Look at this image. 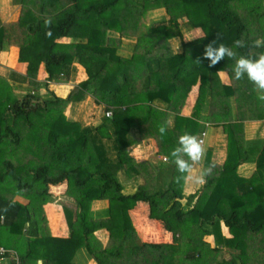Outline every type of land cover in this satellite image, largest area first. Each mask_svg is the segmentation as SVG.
<instances>
[{"label":"trees","instance_id":"16d2710c","mask_svg":"<svg viewBox=\"0 0 264 264\" xmlns=\"http://www.w3.org/2000/svg\"><path fill=\"white\" fill-rule=\"evenodd\" d=\"M12 3L20 12L16 23L0 25V53L6 45L17 48L18 62L26 64L24 83L29 91L21 99L15 98L11 84L0 77V93H4L0 94V145L6 146L5 152H12L6 157L0 148V188L7 194L0 195V246L16 251L21 264H74L73 257L81 248L96 264H264V145L256 159L255 174L243 178L237 173L253 151L247 152L243 146L242 122L247 115L264 118V102L253 103L256 114L247 108L237 110L234 123L226 124L231 121V114L226 117L227 99L240 91L241 96L247 92L257 98V94L246 78L241 79L246 82L244 87L234 78L230 85L221 83L216 73L225 70L231 76L232 60L226 58L209 68L208 61L202 59L204 47L214 40L230 48L236 40H243L246 46L234 49L237 57L255 59L264 52V45L255 46L257 40L264 39V2ZM155 10L166 18L149 25L152 37L136 35L137 22ZM47 20L51 23L46 24ZM195 28L204 36L184 41V33ZM173 38L178 40V49L170 41ZM121 49L128 56L118 54ZM41 66L46 81L68 83L75 67L83 68L84 79L73 86L66 99L55 96L43 102L35 95ZM195 86L198 91L191 117H183L182 108ZM88 97L112 116L104 115L99 123L84 127L51 110L54 104L73 105ZM206 99L210 113L204 119L226 126L230 138L223 164L207 161V169L212 171L194 207L183 210L184 181L176 182L178 173L170 159L153 168L152 191L144 184L131 194L123 193V186L140 175L139 168L149 174L145 163H135L128 148L151 137L159 155L166 158L180 135L200 132L198 120ZM165 123L167 133L161 137L157 128ZM25 135L34 138L33 147ZM19 148L34 154L33 158L15 156ZM111 151L114 155L109 156ZM61 185L66 186L65 196L71 201L70 207L63 206L70 233L67 239L50 235L43 209L53 198L50 188ZM196 193L186 198L185 205ZM100 202L106 204L104 217H99L103 211ZM139 202L147 205L148 220L162 223L167 242L140 239L132 222V211ZM220 222L228 228L230 238L220 234ZM102 229L108 233L104 247L94 236ZM208 235L215 239L214 248L204 241ZM224 248L234 253L228 261L218 260Z\"/></svg>","mask_w":264,"mask_h":264},{"label":"crops","instance_id":"0c3cea01","mask_svg":"<svg viewBox=\"0 0 264 264\" xmlns=\"http://www.w3.org/2000/svg\"><path fill=\"white\" fill-rule=\"evenodd\" d=\"M5 1L10 3L11 0H5ZM0 3H1L0 8L7 7V5H5V3H2L1 0H0ZM18 7L19 6H16L15 9L12 10L13 12L11 14V18L13 17L15 11H18ZM160 16L163 17L162 14H160ZM8 21H9V19H5L4 16H0V24H2L4 22H8ZM151 23H153V22H151ZM191 32H195L198 37H196V38L191 37V34H190ZM186 36H188L190 39H187ZM202 36H204L203 31L201 29L195 28V29H192V30L186 32V34L183 35V40L189 41V40H191V38L197 39V38H200ZM172 40H173V42L171 41L172 45H175V49H178L177 38L175 40L174 39H172ZM17 53H18V50L16 47L6 45L4 47V50L0 53V68L2 70H4V69L8 70V68L10 70V68H12L11 70L14 73L18 72V74H20V76L23 77L25 75V71H26V64L18 62ZM2 62H4V63H2ZM78 69L81 71L80 67H75V72H73L71 77H70L71 79L74 80V82H72V84H69V82L68 83L61 82L63 80L58 81V82L46 83L48 90L52 94H54V96L57 97L58 95L54 92V90H52L50 88V86H57V85L69 86L68 89H66L62 92V93L65 92L63 99H66L67 98L66 93L67 92L69 93L71 91V89L73 88V86H75L77 83L80 82L76 78L77 77L76 73H77ZM46 78H47V74L45 73L43 67L41 66L39 68V71L37 74V81H39L38 82L39 85L42 83L44 84L46 82ZM220 79H221V83L223 85H230L231 84L230 79H228L227 77H225V78L220 77ZM39 88H40V86H38L37 91H39ZM197 91H198L197 86L192 88V92L190 93L188 99H186L185 105L182 108L181 116L187 117V118L191 117V113L193 110L192 108H193L194 103H195V97L197 95ZM234 97H236V96H234ZM59 98H61V97H59ZM231 99H233V98H231ZM87 100H91V99L88 97ZM97 107L102 108L100 106H97ZM204 110L201 113L202 118H201V120H198V123H200L199 131L200 132L204 131L206 133L205 142H204L206 145V148H205V150H206L205 157L206 158H204V160H203V166H204V169H207V161L208 160L211 161L213 164L218 165V166L223 164V162L227 156V148H228V142H229L228 139L230 138V135H229L228 131L226 130V126L222 127V126H220L222 124H216L214 122H209V121L206 122V120L204 119V117L206 115L203 114ZM236 113H237V110L236 109L234 110V107H232L231 121H230V123H226V124L234 123V121H235L234 115H236ZM241 115H243L242 112H241ZM169 122H172V121L170 120ZM217 123H221V122H217ZM242 125H243V138H244V141L246 143L245 148L247 149V151H249L250 149H252L253 151L250 154L251 158L249 157V160L247 162H245L248 164L242 163V165L238 167L237 173L239 174V176H241L243 178H251L255 174V171H256V159L258 157L259 151H260V149H262V147L264 145V118H256L255 119V118H251L250 115H247V118L242 122ZM200 132L198 133V135H200ZM140 141H142V143L145 142L144 140H140ZM140 141H139V143H137V145H135V147H134L135 149H138ZM150 141L151 142L146 143V144H148L147 151H151L152 146L153 145L155 146V144L151 138H150ZM150 143H152L153 145H151ZM141 146H143V145H141ZM209 154L211 155V157H209ZM147 163H145L147 170H148V173H149L147 176L150 178H153L154 177V172L152 171L153 165L149 162H147ZM198 175H199L198 173L197 174L193 173L192 176L188 180L184 181V185H185V187H187V189H185L184 187H183V189H184V191H186V190L188 191L186 193L185 198H187L189 195H191L197 191V193L194 196V198L192 199V201L189 204L182 207L183 210H185V211L190 210L191 208L194 207V205L197 202V199L200 195L198 189L201 188L200 187L201 185H204V184L198 183L197 179H195L196 177H198ZM147 176H145V173H143L144 181L146 180ZM148 180H150V179H148ZM148 180H146V182ZM151 181L152 182H150L149 184L145 183L149 186L148 190H151V188H152L151 186L154 183V180H151ZM134 182L136 183V178L134 180H131L129 183L132 184ZM135 189H136V187L132 188V190L129 191L128 193H133L135 191ZM65 200H67V199H64V200L58 199L57 201L53 199L51 202H49L43 206L44 211H46L45 215H46V219H47L49 233L54 238L67 239L70 236L69 228L67 226V221H66L65 214H64V210H63V207L61 205L67 204L70 207L71 204L66 203ZM184 202L185 201L183 199L182 203H184ZM141 204L143 205L142 207L140 206ZM146 206L147 205L145 203L143 204V202H139V203H137V205L135 206V208L132 211V216H133L132 222L136 228V231H137L140 239H142L144 242H152V241L153 242H161V243L167 242L169 240V236H168L167 231L164 229V226L162 225V223L147 219L148 210H147ZM94 210H96L95 214L97 215L98 214L97 212L99 211L98 208H95ZM47 211H48V213H47ZM55 213L57 215V218L53 217V214H55ZM145 218H146V220H148V222L150 224L154 225L157 228V231L160 235V240H159V237H156L158 234L156 235L155 233L152 237H150V238L147 237V235H146L147 231L144 229V225L146 226L147 230H149V228H148L149 224L146 220H144ZM219 232L225 238L231 237V235L228 231V228L225 227V225L222 222H220V224H219ZM225 232H227V235H225ZM94 236L100 242L102 247L106 246V244L108 242V233L105 230L102 229V230L96 231L94 233ZM204 241L209 245L210 249L214 248L216 246L215 245V239H214L213 235L205 236ZM0 247H3V246H0ZM3 248H5V247H3ZM225 250H227V251H225ZM14 252L17 254L16 251H14ZM233 254L234 253L231 250L224 248L221 251L220 255L218 256V260L224 259V260L228 261ZM73 263L74 264H96L95 260L86 252V250L84 248L79 249L75 253V255L73 257ZM0 264H11V261L9 259L2 260V261H0ZM37 264H41V261H38Z\"/></svg>","mask_w":264,"mask_h":264},{"label":"rangeland","instance_id":"374dc122","mask_svg":"<svg viewBox=\"0 0 264 264\" xmlns=\"http://www.w3.org/2000/svg\"><path fill=\"white\" fill-rule=\"evenodd\" d=\"M1 1H2V3L6 2L5 0H1ZM261 1L264 2V0H261ZM0 5H1V3H0ZM5 5H7V7L0 8V16H4V18L5 19H9V21L8 22H4L2 24L7 25L9 23H11V24L16 23L18 15H19V12H20L19 11V7H18V11H15L13 17L11 18V14L13 12L12 10H14L16 6L13 5L12 0L10 1V3L6 2ZM156 11L157 10H155L153 13L149 14L148 16L146 15L147 17H144L142 19V21L139 20L137 22L138 28L134 32V33L137 32L136 35H138L139 37L146 38V39H149L150 37H152V33H151V30H150L149 24L151 22H153V23L158 22L159 20L162 21V20H164L166 18L165 15H163V17H162V16H160L159 12H156ZM181 21L183 22L184 20H180V22ZM2 24H0V25H2ZM93 24L97 25L99 23H97V21H93ZM251 25H253V24H251ZM254 26H256V24H254ZM257 27H259L258 24H257ZM184 34H186V33H184ZM190 34H191V37H193V38L198 37L195 32H191ZM186 38L190 39L188 36H186ZM173 39L175 40V38H173ZM192 40H195V39L191 38V40H189V41H192ZM170 41L173 42L172 39ZM132 42H134V41H132ZM118 54H121V55H124V56H128L129 53H126L124 49L123 50L121 49V51L118 50ZM17 55H18V53H17ZM2 63H4V62H2ZM80 68H82V67H80ZM11 69L12 68H10V70H9V68H8V70L7 69L2 70L0 68V77L8 80V82L11 84L10 91H11L12 95L15 98H18V99L20 98L21 99L25 95V93H27L29 91L27 86H25V83H24V76L25 75L23 77H21L20 74H18V72H16L17 73L16 74ZM76 76H77L76 77L77 80H79V81H82L84 79L83 72H81L79 69H78V71L76 73ZM68 82H69V84H72V82H74V80L70 78V80ZM42 84L39 85L40 86L39 91H37L35 95L39 99H41V101H43V102L44 101L53 100L54 97H55L54 94H52L48 90V87H45ZM236 84H240V85L242 84V86L244 87L246 82L240 80V82H236ZM50 88L52 90H54V92L58 95L57 97H61L60 99H63V96H64L65 92L64 93H62V92L64 90L68 89L69 86L57 85V86H50ZM242 90H243V88H242ZM67 93H66V96L69 94V93L68 94ZM0 94L4 95V93H0ZM240 94H241V91L238 92V94H236V97H230L229 99H227L228 103H229L228 110H227V116H226L227 118H229L230 114L232 113V107H234V110L235 109L239 110V109H242V108H247V109H250V110L253 111V105H255L253 103L258 102V99L255 98L253 94L249 95L247 92H244V94L242 96ZM231 98H233V99H231ZM2 101H3V98L0 96V103ZM41 101L39 100L38 102H41ZM261 104L264 106V103H261ZM204 108H205V110H204L203 114L204 115H208L210 113V103H209V100H207V99H206ZM51 110H53V111L56 110V111H60V112L64 113L71 120L79 122L80 124L84 125V127L92 126V125H95V124L99 123L100 120L102 119V117L105 115L104 108L97 107V105L94 103L93 99L87 100V98L84 101H82L80 103H77V104H73V105H71V104H66V105L54 104L53 105V109H51ZM211 110L213 111V109H211ZM253 112H254V114L257 113L256 111H253ZM247 113L251 114L252 112L247 111ZM53 115H54L53 113L49 114V116H51V117ZM35 123H37L36 120H35ZM135 132L138 135L137 129H135ZM25 136H26V139H27L28 143L31 144V141H33L34 138H31L30 136L28 137L27 135H25ZM196 136L198 137L199 135L197 134ZM150 138L142 139L145 142L142 143V141H140L138 149L134 148L135 145L129 147L128 148L129 155L134 159L136 164H141V163L144 164V162L145 163L149 162V163H151L153 165V168L157 167L159 165L163 166V164L167 163L166 159L163 158L161 155H159L157 144H156V142H155V140L153 138H151V139L153 140L155 146L152 143H150L153 146L151 148V151H147L148 144H146V143L147 142H151ZM31 145L33 147L34 144H31ZM141 145H143V146H141ZM245 145H246V143L243 141L244 148H245ZM203 147L206 148L205 143H204ZM0 148L4 150L6 148V146L5 145H0ZM6 150L3 151L4 152V156L11 157L12 152H5ZM246 151H247V149H246ZM247 152H249V151H247ZM112 153H113L112 151L109 152V156ZM14 155L18 156V157H22L25 160V159H29L34 154H29V153L25 152L23 148H19V149H17L14 152ZM113 155H114V153H113ZM209 157H211L210 154H209ZM204 158H206V157L204 156ZM204 158H203V160H204ZM243 164H248V163H243ZM138 170H140V172H139L140 175L138 177H136V183L137 184L134 182L132 184L128 183L127 185H124L123 186V193L131 194V193H128V192L131 191L132 188H134V187L137 188L138 185H144L145 183L149 184L150 182H152L151 180H154V177L150 178V177L147 176V174H145V176H147L146 180H148V179H150V180H148L147 182H146V180L144 181V178H143L144 169L143 168H139ZM203 170H204V166H203V161H202V163L200 165H196L194 167L193 173L194 174L195 173L199 174ZM152 171L155 172V169H153ZM154 175H155V173H154ZM119 178H120V180L124 179V177H119ZM195 179H197V177ZM205 183H206V178H205V182L203 184L205 185ZM204 185H201L200 186L201 188L198 189L200 195H201V192H202V189H203ZM59 187H58V189H54V190L50 188V192L52 193V196H53L52 199H54L56 201L58 199H61V200L67 199V197L65 196L66 186L65 185H61V187L60 188ZM184 188L187 189V187H185V185H184ZM149 191H152V190H149ZM187 192H188L187 190L184 191V196L185 197H186V193ZM0 195L1 196L7 195L6 191L3 188H0ZM185 197H184V201L186 200ZM52 199H50V202H51ZM14 200H17V201L21 202L22 204H26V203L28 204V202L24 201L20 197H14ZM67 200H65V202L68 203V204H71L70 199H67ZM99 204H100L99 208H101V206L103 207L102 214L99 217H104L106 215V204H105V202H100ZM181 204L183 205L182 207H184L186 202H184V203L181 202ZM64 205H67V204H62L61 206L63 207ZM140 206L142 207L143 205L141 204ZM44 212L46 214V211H44ZM47 213H48V211H47ZM53 217L57 218L56 213L53 214ZM148 224H149V226H148L149 230H147L146 226L144 225V229L147 231V234H146L147 237L150 238L155 233L156 235L158 234L156 237H159V240H160V235H159V233L157 231V228L154 225L150 224L149 222H148ZM2 229H3L2 224H0V231ZM225 235H227V232H225ZM225 251H227V250H225Z\"/></svg>","mask_w":264,"mask_h":264},{"label":"clouds","instance_id":"9594fccd","mask_svg":"<svg viewBox=\"0 0 264 264\" xmlns=\"http://www.w3.org/2000/svg\"><path fill=\"white\" fill-rule=\"evenodd\" d=\"M45 23L50 24L51 21L47 20ZM261 45H264V39L255 42L256 47ZM245 46L243 40H236L231 48L225 46L224 43L217 45L214 40L204 47L202 59L208 61L207 66L209 68L215 67L226 58L232 60L234 66L231 69V76H228L225 70H219L216 75L221 78H234L237 81L246 78L252 84L253 91L257 94V99L260 102H264V52L255 59L243 55L237 57L234 49L244 48ZM166 123L159 125L157 128L161 137L167 133ZM205 152L206 150L197 136L185 132L178 137L176 147L165 158L166 160L170 159V162L175 166L178 173L175 178L177 183L188 180L192 176L194 166L202 163ZM211 171L210 168L201 171L197 177V182L203 184L205 178L211 174Z\"/></svg>","mask_w":264,"mask_h":264},{"label":"built area","instance_id":"2783aa9c","mask_svg":"<svg viewBox=\"0 0 264 264\" xmlns=\"http://www.w3.org/2000/svg\"><path fill=\"white\" fill-rule=\"evenodd\" d=\"M60 77H62V74L60 75ZM45 83H52V81H46ZM105 116L111 117L112 112L110 110L105 111ZM205 136H206V133L203 131L200 133L198 137V139L202 142V145H204ZM6 259H9L11 261V264H21L18 255L14 251L0 247V261L6 260Z\"/></svg>","mask_w":264,"mask_h":264}]
</instances>
